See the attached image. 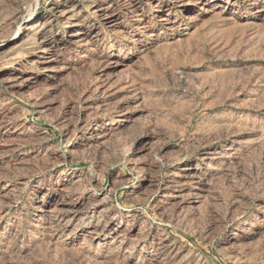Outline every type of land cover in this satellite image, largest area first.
I'll list each match as a JSON object with an SVG mask.
<instances>
[{"label":"rangeland","instance_id":"rangeland-1","mask_svg":"<svg viewBox=\"0 0 264 264\" xmlns=\"http://www.w3.org/2000/svg\"><path fill=\"white\" fill-rule=\"evenodd\" d=\"M0 264H264V0H0Z\"/></svg>","mask_w":264,"mask_h":264}]
</instances>
